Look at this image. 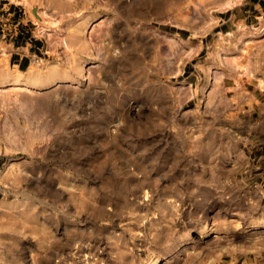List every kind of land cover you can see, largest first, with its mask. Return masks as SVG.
<instances>
[{
    "label": "rangeland",
    "instance_id": "rangeland-1",
    "mask_svg": "<svg viewBox=\"0 0 264 264\" xmlns=\"http://www.w3.org/2000/svg\"><path fill=\"white\" fill-rule=\"evenodd\" d=\"M223 1L0 0V264H264V0Z\"/></svg>",
    "mask_w": 264,
    "mask_h": 264
},
{
    "label": "crops",
    "instance_id": "crops-1",
    "mask_svg": "<svg viewBox=\"0 0 264 264\" xmlns=\"http://www.w3.org/2000/svg\"><path fill=\"white\" fill-rule=\"evenodd\" d=\"M260 55L257 53V47H256V49L255 50H253V54H251L250 55V61H251V63H252V65H247V69H245V73H242L241 74V77H240V80H242V81H245V80H248V79H246V78H248V76L251 74V73H253L254 71H253V68H254V65H255V62L257 61V60H259L260 61ZM245 61V60H244ZM237 74H240V72H236ZM241 94H244V95H242V96H240V101H243V100H246V99H250L251 100V104H254L255 103V95H254V93L253 92H250V91H244L243 93H241Z\"/></svg>",
    "mask_w": 264,
    "mask_h": 264
},
{
    "label": "bare ground",
    "instance_id": "bare-ground-1",
    "mask_svg": "<svg viewBox=\"0 0 264 264\" xmlns=\"http://www.w3.org/2000/svg\"><path fill=\"white\" fill-rule=\"evenodd\" d=\"M231 5H232L231 1L226 0V1H223L222 3H220L219 9H226V8L230 7ZM3 57H5V56H3ZM3 61H1V62L3 63ZM2 65H0V66H2ZM44 74H45L44 76L40 77L38 73H35L33 71L31 74V76H32V81H30L31 84L32 85H38V84H47L48 82H50L51 81L50 76L48 74H46V72Z\"/></svg>",
    "mask_w": 264,
    "mask_h": 264
},
{
    "label": "built area",
    "instance_id": "built-area-1",
    "mask_svg": "<svg viewBox=\"0 0 264 264\" xmlns=\"http://www.w3.org/2000/svg\"><path fill=\"white\" fill-rule=\"evenodd\" d=\"M11 32V31H10ZM6 35H8V33H5V29L3 28V29H1V31H0V40L2 39V38H4ZM11 35H12V33H11Z\"/></svg>",
    "mask_w": 264,
    "mask_h": 264
},
{
    "label": "trees",
    "instance_id": "trees-1",
    "mask_svg": "<svg viewBox=\"0 0 264 264\" xmlns=\"http://www.w3.org/2000/svg\"><path fill=\"white\" fill-rule=\"evenodd\" d=\"M16 59V58H15Z\"/></svg>",
    "mask_w": 264,
    "mask_h": 264
}]
</instances>
